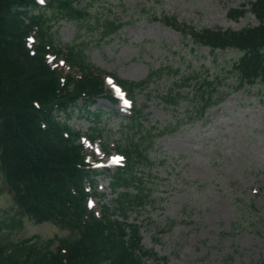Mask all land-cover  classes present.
Listing matches in <instances>:
<instances>
[{
	"label": "trees",
	"instance_id": "16d2710c",
	"mask_svg": "<svg viewBox=\"0 0 264 264\" xmlns=\"http://www.w3.org/2000/svg\"><path fill=\"white\" fill-rule=\"evenodd\" d=\"M93 5V0L86 5L81 0H48L45 7L36 0H0V172L19 216L35 224L55 223L70 232L57 239L56 246L54 240L37 236L20 243L0 242V264H169L144 246L140 226L129 223L130 215L141 212L153 198L146 178L155 165L151 148L157 137L146 128L144 107L134 106L124 118L127 139L116 151L125 163L114 171L93 169L86 162L81 134L71 126L79 113L93 122L90 140L102 138L105 113L91 109L104 97L114 107L117 104L106 87V76L133 101L137 90L171 77L161 102L171 112L184 105L181 121L192 124L206 120L208 111L235 92L255 89L264 95V0L231 12L230 16L250 13L258 22L239 31L190 28L175 18H162L193 48H208L215 58L225 51H237L239 56L214 72L205 65L183 72L154 69L138 83L102 71L79 45L57 44L54 29L63 21L82 24L92 19L90 30L96 26L106 39L120 32L122 23L93 17ZM102 175L110 178L115 198L110 206L90 209V199L104 197L96 182ZM21 226V221L0 215V237Z\"/></svg>",
	"mask_w": 264,
	"mask_h": 264
},
{
	"label": "rangeland",
	"instance_id": "374dc122",
	"mask_svg": "<svg viewBox=\"0 0 264 264\" xmlns=\"http://www.w3.org/2000/svg\"><path fill=\"white\" fill-rule=\"evenodd\" d=\"M254 1L93 0V17L124 25L115 36L104 38L96 26L91 31L92 19L82 24L63 21L54 30L58 45L81 46L90 63L128 82H141L151 70L168 67L183 72L205 65L214 72L222 63L233 62L238 52L225 51L215 58L209 49L184 42L161 19L175 18L190 28L239 31L258 23L250 13L231 12L249 9ZM172 81L170 77L135 94L134 105L144 107L146 128L157 138L151 148L155 165L146 178L153 198L141 212L130 215L129 223L140 226L144 246L169 264H264V95L255 89L235 92L208 111L206 120L185 123L184 105L171 112L160 99ZM131 108L114 107L105 97L97 101L91 110L105 113L103 136L85 144L90 162L109 164L117 145L127 139L124 118ZM71 126L88 136L93 122L77 113ZM104 146L109 156L102 152ZM97 185L106 195L104 202L115 198L107 176L99 177ZM0 215L22 222L2 233L3 244L37 236L54 240L56 246L57 239L70 235L55 223L35 224L19 216L1 172Z\"/></svg>",
	"mask_w": 264,
	"mask_h": 264
}]
</instances>
